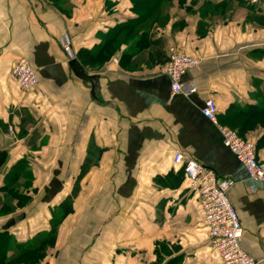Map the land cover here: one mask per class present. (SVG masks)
Masks as SVG:
<instances>
[{
  "label": "crops",
  "instance_id": "1",
  "mask_svg": "<svg viewBox=\"0 0 264 264\" xmlns=\"http://www.w3.org/2000/svg\"><path fill=\"white\" fill-rule=\"evenodd\" d=\"M222 2L201 0L189 7L193 13L173 2L169 13L165 7L166 24L152 29L166 59L172 45L200 58L184 77L198 86L187 97L172 94L164 60L152 59L149 48L124 45L113 55L117 62L112 58L96 70L77 57L136 17L132 0H0V144L10 158L0 186L14 164L27 158L37 190L30 188L27 206L0 219V231L9 230L19 243L48 232L81 166L87 158L95 162L101 148L98 165L81 181L74 212L61 223L57 244L41 264L152 263L158 241L174 246L171 257H180V264H222L185 173L178 181L183 168L173 156L182 150L236 181L229 195L243 224L242 247L264 264V182L249 179L201 110L211 97L219 115L232 105L264 100V61L253 58L264 46L248 49L240 26L256 25L238 2L228 3L225 14L214 11ZM235 10L242 13L231 16ZM199 28L207 34L200 36ZM124 51L133 57L121 60ZM25 57L39 74L36 90H22L11 73ZM263 134L258 127L245 137L256 142ZM259 156L264 159V148ZM170 173V184L157 181Z\"/></svg>",
  "mask_w": 264,
  "mask_h": 264
},
{
  "label": "trees",
  "instance_id": "2",
  "mask_svg": "<svg viewBox=\"0 0 264 264\" xmlns=\"http://www.w3.org/2000/svg\"><path fill=\"white\" fill-rule=\"evenodd\" d=\"M165 1L169 2L170 5L175 2L180 8H185L189 13H193L190 6L198 4L201 0L192 1L191 5L188 6V0H132V11L136 14V17L123 21L114 28L110 29L108 33L101 37V43L92 50L81 49L77 54V57L83 63L85 67L89 68H100L105 63L109 62L120 50L122 44L121 39L125 34V37L132 38L140 33V36L136 40V50L148 49V55L161 62L164 60V64L170 59V54L167 57H163L162 51L157 49L158 45L162 44L161 38H155L152 27L155 25H165L168 21V17L162 18L161 14L157 12ZM230 2H238L239 5L244 6L249 14L247 21L256 25V27L264 29V0H224L221 5L214 6V11L219 14L226 13V7ZM208 13L204 14V16ZM201 25V23H200ZM202 27V25H201ZM138 29H140L138 31ZM138 31V32H136ZM200 36L207 34L206 30L202 28L198 29ZM259 54L264 56V48L258 49ZM254 56V55H253ZM124 57H133L132 53L124 51L122 53V59ZM164 58V59H163ZM166 59V61H165ZM259 59V58H258ZM258 97H261L258 94ZM219 122L221 124H230L234 127L238 134L241 136L246 135L249 131H253L258 127L264 128V100L258 104L253 105H232L227 109L225 114L219 115ZM6 126V125H5ZM9 129V126H6ZM22 129V128H21ZM25 130L22 129L19 136H23ZM256 151L259 155V150L264 148V134L259 140L255 142ZM103 149L99 148L96 152L97 160L94 162L91 158H87L85 163L81 166V172L77 176L74 187L71 194L68 195L57 208L56 216L53 217L50 225V230L43 235H39L34 239H30L25 243H19L15 236L7 229L0 231V264H41L45 259L47 251L50 248H54L57 244L58 238V226L72 213L74 212L75 198L78 196L82 189L81 181L85 178V175L90 171V168L98 165L100 153ZM260 157V156H259ZM9 152L0 144V176L4 167L9 163ZM29 160L27 158L17 161L14 166L8 171L4 178L3 184L0 186L1 189L6 191V194H10L9 191H16L18 193L17 200L18 205H13V202L9 203V210H15L17 207L28 205L31 200V195H27L26 192L20 191L21 186L20 180L29 173ZM174 176L172 173L166 177H157V181L161 182L162 185L170 184V178ZM178 181L184 178V169L182 173H179ZM31 185V184H30ZM29 185V186H30ZM36 190V189H35ZM174 248L171 247L166 241H158L155 246L154 254L156 260L152 263L146 264H180V257H171L174 253Z\"/></svg>",
  "mask_w": 264,
  "mask_h": 264
},
{
  "label": "built area",
  "instance_id": "3",
  "mask_svg": "<svg viewBox=\"0 0 264 264\" xmlns=\"http://www.w3.org/2000/svg\"><path fill=\"white\" fill-rule=\"evenodd\" d=\"M66 50L70 48L67 47ZM169 54L170 59L164 64L163 72L170 79L172 94L189 97L197 91L198 86L196 82L185 80L184 77L198 66L199 59L176 46H170ZM12 73L17 77L23 90L39 88V74L28 58L19 59ZM201 110L209 121L217 125L224 146L245 167L249 179L264 182V160L260 159L255 142L242 138L238 132L219 122V110L214 98L205 100ZM9 130L11 134L15 131L12 127ZM173 162L184 169L185 178L198 197L207 237L222 264H258L241 244L243 224L229 195L236 181L229 177H221L214 169L182 150L174 152Z\"/></svg>",
  "mask_w": 264,
  "mask_h": 264
},
{
  "label": "rangeland",
  "instance_id": "4",
  "mask_svg": "<svg viewBox=\"0 0 264 264\" xmlns=\"http://www.w3.org/2000/svg\"><path fill=\"white\" fill-rule=\"evenodd\" d=\"M168 4H170V3H168L167 1H165V3H163L162 4V6L160 7V9L159 10H157V12L159 13V14H161V16H162V18H164L165 16L164 15H166L167 13H169V10H170V7H169V9H168ZM164 6V8H163V10H162V7ZM171 6V5H170ZM165 7H166V12H165ZM163 11V12H162ZM240 13H242V11L240 10V11H238V10H235L234 12H232V14H231V16H234V17H237V15L239 14L240 15ZM240 26H242L241 28V33H243V34H245V38H246V41H244V43H245V45H246V47L248 48V49H252V48H254L255 46H264V29L263 30H260V28H259V30H257L255 27L256 26H250V25H245V24H241ZM155 27H157V26H154V27H152L153 29L155 28ZM140 29H138V31H139ZM138 31H136V32H138ZM140 36V33L138 32V34L137 35H135L134 37H132V38H128L127 39V37H125V34L123 35V38L121 39V45H120V50L124 47V45L126 46L127 45V47H135V45H136V40L138 39V37ZM172 46H176V45H172ZM176 47H178V46H176ZM170 48V47H169ZM182 50H184V49H182ZM185 51V50H184ZM186 52V51H185ZM118 53V52H117ZM187 53V52H186ZM191 55V54H190ZM193 56V55H192ZM117 56H113V59H118V58H116ZM193 57H197L198 59H199V62H200V58L198 57V56H193ZM253 58H256V59H262V61H264V56H262V54H259V53H257V54H255L254 56H253ZM17 63V62H16ZM15 63V64H16ZM15 64L13 65V68H14V66H15ZM13 68H12V70H13ZM91 69H93V68H91ZM97 69V68H96ZM95 69V70H96ZM12 70H11V73H12ZM12 75H13V77L16 79V81H17V83H18V85H19V87H21L20 86V84H19V82H18V79H17V77L14 75V73H12ZM21 89L23 90V88L21 87ZM25 91V90H24ZM225 125V124H224ZM228 127H230L231 129H233V130H235L236 132H237V130L234 128V127H231V125L230 124H226ZM241 136V135H240ZM242 138H244V139H247V140H249L247 137H244V136H241ZM251 141V140H250ZM35 155H37L38 156V154H35ZM29 156H34V154H29ZM260 159H262L261 157H260ZM264 160V159H263ZM31 165V164H30ZM30 165H29V173H28V175H26L24 178H22L21 180H20V182H19V184H20V186H21V190L20 191H22V192H26L27 193V195H29L28 193H29V190H30V188H32V191L33 192H36L37 190H35L34 188H33V186H31L30 184H32V182H33V180L36 178L35 176H36V173L35 172H33L32 170H31V167H30ZM71 175V174H70ZM30 185V186H29ZM9 193L10 194H6V191L5 190H3V189H1L0 188V219L2 218V217H7V218H9V217H12V216H14L13 215V211H15V210H9V203L8 202H13L14 200H17V195H18V193H16V191H9ZM14 199V200H13ZM11 200H13V201H11ZM17 205H18V201H17V203H16ZM25 206H27V205H25ZM24 206H22V207H20L19 206V208H23ZM54 216H56V214L54 213V215H53V217ZM61 225V224H60ZM60 225L58 226V229H59V227H60Z\"/></svg>",
  "mask_w": 264,
  "mask_h": 264
},
{
  "label": "water",
  "instance_id": "5",
  "mask_svg": "<svg viewBox=\"0 0 264 264\" xmlns=\"http://www.w3.org/2000/svg\"><path fill=\"white\" fill-rule=\"evenodd\" d=\"M71 62H72L73 64H74V63H75V64H79V63H78V60H77V59H75V58H74V59H72V60H71Z\"/></svg>",
  "mask_w": 264,
  "mask_h": 264
}]
</instances>
